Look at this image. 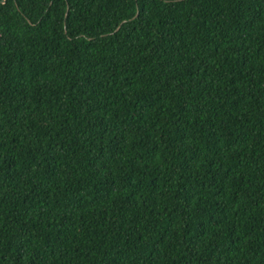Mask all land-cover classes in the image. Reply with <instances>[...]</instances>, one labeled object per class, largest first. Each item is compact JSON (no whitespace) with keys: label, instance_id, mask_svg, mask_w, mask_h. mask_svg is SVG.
<instances>
[{"label":"trees","instance_id":"1","mask_svg":"<svg viewBox=\"0 0 264 264\" xmlns=\"http://www.w3.org/2000/svg\"><path fill=\"white\" fill-rule=\"evenodd\" d=\"M0 264H264V0H0Z\"/></svg>","mask_w":264,"mask_h":264}]
</instances>
